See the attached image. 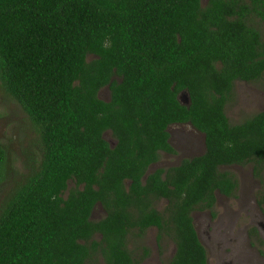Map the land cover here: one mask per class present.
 Wrapping results in <instances>:
<instances>
[{
  "label": "trees",
  "instance_id": "1",
  "mask_svg": "<svg viewBox=\"0 0 264 264\" xmlns=\"http://www.w3.org/2000/svg\"><path fill=\"white\" fill-rule=\"evenodd\" d=\"M255 17L264 0H0V87L38 150L1 200L0 264H138L148 248L134 254L128 236L151 226L172 240L170 264H206L190 212L234 195L219 165L264 164V107L224 113L234 80L264 76ZM171 123L201 132L203 151L144 174L175 152ZM4 160L0 144V181Z\"/></svg>",
  "mask_w": 264,
  "mask_h": 264
},
{
  "label": "rangeland",
  "instance_id": "2",
  "mask_svg": "<svg viewBox=\"0 0 264 264\" xmlns=\"http://www.w3.org/2000/svg\"><path fill=\"white\" fill-rule=\"evenodd\" d=\"M252 24L264 35V22L255 17L252 18ZM98 95L107 98V89L100 88ZM262 107L264 76L254 81H233L230 96L224 105V113L230 123L238 122ZM167 131L175 152H159L158 160L151 164L149 169L173 165L179 159L196 155L202 150V133L188 123L169 124ZM35 140L36 131L26 113L0 87V144L5 151L2 168L4 175L0 181V203L6 191L23 178L27 171L25 165L28 158L38 157ZM219 168L229 171L236 178L234 195L225 197L217 193L213 215L210 218L207 217V210L195 209L191 212L193 226L204 247L207 264H264V205L261 204L262 211L260 203L258 204L260 194L264 196V164L258 175L252 172L249 162L228 164ZM163 203V200L157 201L156 208L161 209ZM102 215L101 206L95 204L90 218L97 219ZM252 225L257 228V236L261 238L260 244L257 237L249 232ZM212 229L214 235L210 232ZM224 232H228L227 236L235 237L236 240L225 248L221 246V242H217L219 234ZM205 233H210L211 237L206 238ZM155 234L156 229L151 226L144 230L140 238L128 236L126 246L134 254L139 253L140 244L148 248V254L138 264H170L173 242L162 234L159 240H156ZM96 262L102 264L99 255Z\"/></svg>",
  "mask_w": 264,
  "mask_h": 264
},
{
  "label": "flooded vegetation",
  "instance_id": "3",
  "mask_svg": "<svg viewBox=\"0 0 264 264\" xmlns=\"http://www.w3.org/2000/svg\"><path fill=\"white\" fill-rule=\"evenodd\" d=\"M182 99H184V97L182 96L181 97ZM171 124H177V125H179V124H184V123H171ZM189 124V123H188ZM190 125V124H189ZM191 126V125H190ZM195 129V128H194ZM198 131V130H197ZM105 136V138L109 141V142H112L110 139H109V137H107L106 135H104ZM202 138H203V135H202ZM203 149H204V144H203V140H202V150H201V152L203 151ZM159 152H163V151H159ZM200 152V153H201ZM163 153H166V152H163ZM199 154V153H198ZM192 156V155H191ZM188 157H190V156H188ZM158 160V159H157ZM156 160V161H157ZM180 160V159H179ZM179 160L177 161V162H175L174 164H176V163H178L179 162ZM156 161H154V162H152V163H150L148 166H147V168H146V170H145V172H144V174L145 173H147V172H149V171H152L153 169L151 168V169H149V166L151 165V164H153V163H155ZM232 164H236V163H232ZM166 166H168V165H166ZM165 166V167H166ZM220 166H224V165H219V167ZM159 167H161V166H159ZM144 176V175H143ZM220 194V195H222V196H225V197H227V195H224V194H222V193H219L218 191H214V195H216V194ZM231 197V196H230ZM216 201V196H215V199H214V202ZM98 204V203H97ZM99 205V204H98ZM100 206V205H99ZM214 206V205H213ZM94 207V206H93ZM93 207H92V209H93ZM92 209H91V211H92ZM102 209V208H101ZM103 210V209H102ZM195 210V209H194ZM194 210H192V211H194ZM91 211H90V216H91ZM191 211V212H192ZM191 212H190V214H191ZM207 217L208 218H210L211 217V214L209 213V211H207ZM192 218V217H191ZM192 221H193V219H192ZM193 223V222H192ZM253 226V225H252ZM255 227V226H254ZM209 229H211V228H209ZM255 230H256V232L258 233V231H257V228L255 227ZM245 231L246 230H244V234H245ZM210 232H212L213 233V235L215 234V232L213 231V229L210 231ZM226 233H228V232H224V233H222V234H219V237H218V239L219 240H217V242L219 243V242H221L220 244H221V246L222 247H227V246H229V245H232V244H234L235 243V237H231V236H227V234ZM197 234V233H196ZM206 234V233H205ZM206 236V238H210L211 237V235H210V233L208 234H206L205 235ZM198 237V236H197ZM234 241V242H233ZM141 245V244H140ZM139 245V246H140ZM173 249H174V245H173ZM230 250H232V248L230 247ZM139 252H140V250H139ZM172 252H173V250H172ZM230 253H231V251H229ZM229 253V254H230ZM172 254V253H171ZM171 256V255H170ZM145 258V256L141 259V261L143 260ZM205 261H206V264H207V259L205 258Z\"/></svg>",
  "mask_w": 264,
  "mask_h": 264
},
{
  "label": "water",
  "instance_id": "4",
  "mask_svg": "<svg viewBox=\"0 0 264 264\" xmlns=\"http://www.w3.org/2000/svg\"><path fill=\"white\" fill-rule=\"evenodd\" d=\"M185 93L184 91H180L178 94H177V98L180 102H185V99H182L181 97L183 96L184 97Z\"/></svg>",
  "mask_w": 264,
  "mask_h": 264
}]
</instances>
